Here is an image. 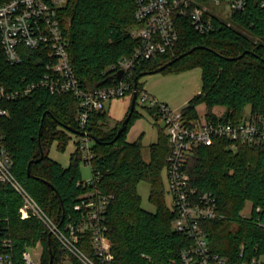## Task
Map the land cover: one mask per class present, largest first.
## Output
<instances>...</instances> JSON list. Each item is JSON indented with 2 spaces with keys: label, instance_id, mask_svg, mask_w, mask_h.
Here are the masks:
<instances>
[{
  "label": "trees",
  "instance_id": "1",
  "mask_svg": "<svg viewBox=\"0 0 264 264\" xmlns=\"http://www.w3.org/2000/svg\"><path fill=\"white\" fill-rule=\"evenodd\" d=\"M60 18L70 62L84 90L115 83L118 75L109 69L120 59L132 56L139 43L131 36L137 25L134 1L68 0ZM213 25L211 32L199 34L188 18L177 20L175 46L165 54L138 62L131 76L124 79L133 89L138 78L139 95L143 74H151L179 57L161 72L201 70V92L181 110L186 119L199 117L196 107L201 102L206 103L210 119H216L211 107L223 105L226 111L221 122L240 121L247 106L252 115L264 119V0H247L244 9L232 14L230 21L215 19ZM40 58V51L25 50L23 63L11 66L0 44V85L17 87L23 80L40 78L45 70ZM78 103L70 93L37 89L4 104L9 114L0 117L2 146L11 159L12 174L57 224L66 222L85 193L97 190L110 195L106 235L114 264H180L181 251L190 248L194 240L175 230L176 212L165 201L161 173L167 166L169 144L164 129L149 145V159L145 160L144 134L127 141L133 121L140 117L135 109L117 140L124 120L108 124L104 111L93 112L86 131L93 138L92 174L100 178L84 185L79 149L72 153L67 167L49 157L54 142L64 150L67 134L80 133L73 111L77 105L78 114ZM149 112L154 115L155 109L149 108ZM228 146L224 139L215 140L211 146H198L184 170L196 194L211 193L216 201L217 216L198 223L211 252L225 264H239L264 256V141L239 145L235 151ZM141 182L150 185L154 213L141 206L137 190ZM248 203L249 217H243ZM22 204L11 184L0 181V237L11 240L15 264H23L25 251L38 245L42 248L40 264H50L51 256V264H63L64 256L72 264H83L67 253L41 220L34 216L22 219ZM81 248L92 255L88 242Z\"/></svg>",
  "mask_w": 264,
  "mask_h": 264
},
{
  "label": "built area",
  "instance_id": "2",
  "mask_svg": "<svg viewBox=\"0 0 264 264\" xmlns=\"http://www.w3.org/2000/svg\"><path fill=\"white\" fill-rule=\"evenodd\" d=\"M137 25L131 36L138 40L132 56L122 58L109 70L123 77L115 83L84 90L78 80L68 53V40L61 25L60 11L68 0H2L0 2V44L6 62L11 65L23 63L25 50L40 51L44 72L35 81L25 82L17 87L0 85V117L8 116L6 102L29 95L37 89H45L51 94L70 93L79 100L77 122L80 140L77 143L84 161L91 166L93 158V138L86 126L93 112L104 111L105 102L133 95L130 77L136 64L150 60L158 54H165L178 41L177 20L188 18L193 29L199 34H207L214 28L213 16L203 3L214 6L225 5L232 14L244 9L247 0H133ZM220 20V19H219ZM139 95H137L138 98ZM148 108L155 109L158 122L162 123L169 144L167 178L172 209L177 218L174 228L194 240L190 248L181 251L180 264H225L224 260L210 250L208 240L199 228V221L213 219L216 201L211 193L196 194L190 186L189 175L184 168L186 162L198 146H211L217 139L229 142L232 151L239 145H255L264 141V119L249 114L238 122H221L220 118L210 119L206 115L196 119H186L181 110L174 111L147 92L140 94ZM0 128V181L10 183L21 196L23 204L19 209L22 219L34 216L41 220L69 255L83 264H114L111 243L107 239V207L110 195L97 190L82 195L63 224H57L38 205L36 200L20 184L11 172L12 162L2 146ZM99 174L82 184H94ZM243 217H249V215ZM89 243L92 255L87 254L81 244ZM27 249L23 254V264H40ZM0 264H15L11 254V240L0 237ZM239 264H264V256L252 257Z\"/></svg>",
  "mask_w": 264,
  "mask_h": 264
},
{
  "label": "rangeland",
  "instance_id": "3",
  "mask_svg": "<svg viewBox=\"0 0 264 264\" xmlns=\"http://www.w3.org/2000/svg\"><path fill=\"white\" fill-rule=\"evenodd\" d=\"M209 8L210 13L220 20L230 21L231 13L223 4L221 6H214L213 4L203 3ZM202 89L201 70L199 68L190 69L183 72H158L142 76L139 79V96L142 92H147L157 98L161 103H165L170 109L174 111L182 110L188 102L198 95ZM138 96L135 110L140 114V117L133 121V124L127 134V141H135L140 134H144L142 139L143 148L142 155L145 160L149 159V145L156 142L158 138V131L163 129L162 123L153 118L149 112L148 104L142 102ZM132 100V93L125 97L112 99L105 102L104 112L108 116V124H115L117 121L124 120L130 108ZM77 105H74L73 111L77 115ZM196 110L198 115L204 116L207 112V105L201 102L197 105ZM226 108L223 105L217 104L211 107V112L216 118L223 117ZM251 114V107L247 106L244 110V116ZM69 140L64 150H60L57 142H54L50 147L49 157L60 163L63 167H67L70 163L72 153L78 150L77 143L80 140L78 135L73 133L67 134ZM85 153H82V159L79 162L82 181H90L92 178L91 166L84 161ZM162 181L165 189V201L167 206L172 209V197L168 189L167 170L164 167L161 173ZM138 193L141 196V206L144 210L154 213L156 208L149 199L150 185L147 182H141L137 187ZM251 204L248 203L246 208L242 211V215H249ZM41 246L30 250V254L38 261L39 254H41ZM63 264H72L68 256H64Z\"/></svg>",
  "mask_w": 264,
  "mask_h": 264
},
{
  "label": "water",
  "instance_id": "4",
  "mask_svg": "<svg viewBox=\"0 0 264 264\" xmlns=\"http://www.w3.org/2000/svg\"><path fill=\"white\" fill-rule=\"evenodd\" d=\"M194 49L190 50L189 52H192ZM241 56H239L238 58H240ZM180 59L179 57L176 58L175 60L169 62L168 64L158 68L157 70H155L153 73H158V72H161L165 67L171 65L173 62H175L176 60ZM146 74V73H145ZM150 74V73H149ZM144 75V74H143ZM142 75V76H143ZM123 77V71H120L119 74H118V78L121 79ZM137 80L138 78L135 79V83H134V91H133V95H132V100H131V105H130V111L127 115V117L124 119L123 123L121 124L118 132H117V135L115 137L114 140H117L119 138V136L121 135V133L126 129L127 125H128V122L129 120L131 119V116L133 114V111L135 109V105H136V101H137ZM44 156V152L41 150V158H43ZM51 235V234H50ZM52 263V256H51V259H50V264Z\"/></svg>",
  "mask_w": 264,
  "mask_h": 264
},
{
  "label": "crops",
  "instance_id": "5",
  "mask_svg": "<svg viewBox=\"0 0 264 264\" xmlns=\"http://www.w3.org/2000/svg\"><path fill=\"white\" fill-rule=\"evenodd\" d=\"M153 116V115H152ZM154 118V117H153Z\"/></svg>",
  "mask_w": 264,
  "mask_h": 264
}]
</instances>
